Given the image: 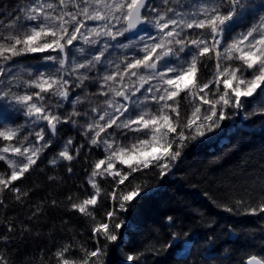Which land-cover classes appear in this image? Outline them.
I'll return each mask as SVG.
<instances>
[{
	"label": "snow or ice",
	"instance_id": "snow-or-ice-1",
	"mask_svg": "<svg viewBox=\"0 0 264 264\" xmlns=\"http://www.w3.org/2000/svg\"><path fill=\"white\" fill-rule=\"evenodd\" d=\"M241 114L264 117V0H21L0 14V205L5 192L17 202L29 197L16 182L48 151L47 163L69 175L74 161L85 165V181L66 199L90 223L95 248L64 244L41 264H106L109 246L119 248L147 215L143 202L161 187L153 179L174 174L186 149L217 139ZM261 173L252 180L258 200L217 206L264 214ZM43 211L42 202L29 219ZM151 219L165 239L145 251L198 264L195 237L176 230V216ZM123 255L143 264L145 252ZM200 255L203 264L216 259L215 250ZM0 264H9L3 251ZM239 264H264V253Z\"/></svg>",
	"mask_w": 264,
	"mask_h": 264
},
{
	"label": "trees",
	"instance_id": "trees-1",
	"mask_svg": "<svg viewBox=\"0 0 264 264\" xmlns=\"http://www.w3.org/2000/svg\"><path fill=\"white\" fill-rule=\"evenodd\" d=\"M20 2L0 0V9L12 10ZM225 123L227 130L231 129L225 134V142H197L185 150L174 174L164 180L153 179V184L161 187L154 197L143 202L147 215L140 217L139 229L126 234L119 248L115 244L109 246L106 264H127L123 252L138 251L145 252L143 264H173L168 253L145 251L149 243L159 249L164 242V230L157 232L158 225L153 224L151 217L165 213L178 218L176 230L182 229L195 237L194 259L198 264H203L200 253L206 251L215 250L216 259L212 261L218 264H239L246 254L262 253L264 214L237 215L217 205L232 206L240 198L259 199L261 188L252 180L264 168V135H261L264 117L242 121L243 126L237 121ZM73 163L71 175L62 166L53 168L47 162L40 163L22 182H16L23 190H30L23 202H17L11 193L3 194L0 236L7 235L10 239L6 245L0 242V251L7 255L9 264H41L42 257L47 259L57 247L68 243L89 250L95 248L88 220L69 211L66 197L76 193L77 186L85 181L84 161L78 159ZM5 167L0 162V169ZM53 175L57 180L49 181L48 177ZM102 187L111 190L108 184L102 183ZM53 200L56 206L52 205ZM42 202V214L29 219L35 206ZM100 216L102 213H98ZM7 222L15 226L11 233L7 232Z\"/></svg>",
	"mask_w": 264,
	"mask_h": 264
},
{
	"label": "rangeland",
	"instance_id": "rangeland-1",
	"mask_svg": "<svg viewBox=\"0 0 264 264\" xmlns=\"http://www.w3.org/2000/svg\"><path fill=\"white\" fill-rule=\"evenodd\" d=\"M8 11H11V10H1L0 9V14H5L6 12H8ZM22 62H27L28 60H31V58H19ZM32 62V64L33 65H35V61H31ZM255 117V116H254ZM252 118V117H251ZM248 119H250V118H246L245 116H244V114H241V115H239V116H237V117H235L233 120H229V121H226V122H228V124H231V123H234V122H239L240 123V126H243V124L241 123L242 121H245V120H248ZM241 121V122H240ZM23 122V117H21L20 118V120H18L17 121V123H22ZM226 123H225V131H224V134L223 135H221V136H219L217 139H212V140H210V141H207V142H215L216 140H217V142L218 143H223V142H225L226 140H227V136L225 135L226 133H229L230 132V130L231 129H228L227 130V128H226ZM65 135H72V136H77V139L78 140H82V138L81 137H79L78 135H77V131L76 130H74V129H69L66 133H65ZM53 155V152L52 151H48V152H46L45 153V155L42 157V160H43V162H47L48 161V159H50L51 158V156ZM98 155V154H97ZM49 165V164H48ZM50 167H52L51 165H49ZM57 167H59V166H57ZM56 168V167H55ZM89 192L91 191V189H90V186H89ZM263 245H264V243H263ZM262 250V253H264V248H262L261 249ZM211 262H209V263H213V264H218V263H216V262H213L212 260H210Z\"/></svg>",
	"mask_w": 264,
	"mask_h": 264
}]
</instances>
